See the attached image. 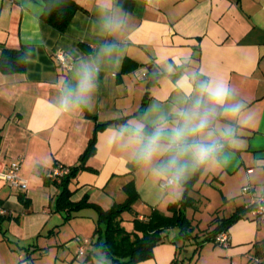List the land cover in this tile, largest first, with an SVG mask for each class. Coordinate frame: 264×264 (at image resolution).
Returning a JSON list of instances; mask_svg holds the SVG:
<instances>
[{
  "label": "crops",
  "instance_id": "crops-1",
  "mask_svg": "<svg viewBox=\"0 0 264 264\" xmlns=\"http://www.w3.org/2000/svg\"><path fill=\"white\" fill-rule=\"evenodd\" d=\"M76 2L81 9L60 35L40 19L43 0H0V55L2 48L21 50L25 61L23 72L0 71V173L21 159L19 176L27 184L18 190L0 178V206L6 210L0 217V264H107L93 236L96 212L85 208L66 218L68 213L54 209L60 189L45 182L55 164H77L96 123L105 122L85 161L88 169L70 184L73 202L87 195L107 210L126 200L124 187L131 182L137 198L121 223L131 231L135 216L167 213L169 204L181 201L184 184L200 165L187 193L192 204L200 211L209 198L204 188L217 191L220 200L206 226L196 224L195 232L211 229L216 216L243 211L228 229L227 247L207 242L193 255L190 243L183 245L172 230L151 259L137 264H170L177 257L189 264H264L255 255L264 248V220L245 208L264 186V0H134L131 11L116 0ZM106 45L115 47L105 51ZM58 52L70 70L57 67ZM88 66L98 71L87 106L65 107L67 90L76 89ZM203 83L228 84L234 94L229 103H242L240 112L213 106ZM181 113L194 120L210 113L209 128L188 142L219 141L223 148L194 166L190 153L179 155L190 167L177 187L158 171L177 155L167 134L150 161L140 150L157 127L170 134L183 124ZM226 128L232 130L227 140ZM243 186L253 191L243 194ZM194 216H188L192 225ZM85 239L89 244L80 255Z\"/></svg>",
  "mask_w": 264,
  "mask_h": 264
},
{
  "label": "trees",
  "instance_id": "trees-1",
  "mask_svg": "<svg viewBox=\"0 0 264 264\" xmlns=\"http://www.w3.org/2000/svg\"><path fill=\"white\" fill-rule=\"evenodd\" d=\"M116 4L126 11H131L134 0H116ZM79 9H81V6L76 0H43V11L40 19L60 35H63L74 14ZM57 67L63 69L59 64H57ZM24 69L25 61L21 50L2 48L0 55V71L2 73L23 72ZM144 105L143 102L137 114L143 112ZM108 125L109 122L96 123L92 136L88 141V146L80 156L78 163L73 166L62 165L68 169V172L61 176L59 181H52L45 177L47 184L55 185L60 189L54 204L55 211L68 213L66 218L69 217L70 213L85 208H91L96 212L97 221L93 236L96 237L95 245L98 246L100 253L104 255L107 264H137L151 259L154 248L159 243L167 240L172 230L177 231L175 238H178L183 245L185 242L190 243L193 247L192 253L196 255L205 243H215V238L220 232L228 233V229L243 217V211H237L229 217L216 216L210 221L211 229H204L200 233L195 232V228L186 214L187 208L193 205L187 193L197 181L200 165L194 176L184 184L186 187L184 200L169 204L167 213L153 210L143 219H138L135 216L132 220L133 229L131 231H127L121 225L122 214L132 211L137 198L136 190L131 182L124 187L127 193L126 200L121 204L113 205L107 210L89 202L87 195L81 200L73 202L71 196L75 189L70 188V184L80 171L88 169L85 166V161L95 152L97 133L104 130ZM151 129L153 128H145L144 130L149 131ZM58 165L55 164L54 167ZM179 249H182V247ZM258 249L260 250L255 251V255L260 258L264 257V251H262L264 248L259 247ZM185 260H179L177 257L170 264H189L188 262L185 263ZM190 260L191 257L187 258V261Z\"/></svg>",
  "mask_w": 264,
  "mask_h": 264
},
{
  "label": "clouds",
  "instance_id": "clouds-1",
  "mask_svg": "<svg viewBox=\"0 0 264 264\" xmlns=\"http://www.w3.org/2000/svg\"><path fill=\"white\" fill-rule=\"evenodd\" d=\"M106 27L111 29L113 24L109 21L106 22ZM115 47L114 45H106L105 51H111ZM98 69H94L91 66L85 67L82 71L81 77L77 83L76 89L67 90V94L62 100V104L65 107L84 105L88 104L89 98L93 93L95 88L94 73ZM201 88L206 92L208 100L213 106L222 107L225 113L236 114L239 113L243 107L242 103H229L233 97V92L228 84H217L215 86H210L207 83H203ZM199 106V101L197 102ZM184 123L171 129L170 134L168 130L163 126H159L156 130L147 138V143L140 150V157L145 161H150L156 148L159 145L162 137L167 138L171 142L172 146L175 148L177 155L170 158L166 163L162 164L158 171L164 175H170L169 183L174 184L177 187L180 185V181L188 171L190 165L185 162L181 164L178 160L179 155L191 154L193 159V165L204 163L217 153L221 151V144L219 141L204 142V141H194L192 143L188 142L189 136H197L204 134L209 128L210 123V113H205V115L198 120H194L189 114H180ZM137 132H142V125L137 126L135 129ZM225 140L230 139L232 136V130L229 128L224 129L223 132Z\"/></svg>",
  "mask_w": 264,
  "mask_h": 264
},
{
  "label": "built area",
  "instance_id": "built-area-1",
  "mask_svg": "<svg viewBox=\"0 0 264 264\" xmlns=\"http://www.w3.org/2000/svg\"><path fill=\"white\" fill-rule=\"evenodd\" d=\"M57 64H59L63 69L70 70L71 63L67 61L65 55L62 52H58L55 56ZM145 75V74H144ZM21 159L12 161L5 170L0 173V178L8 184L11 188L18 190H25L27 188L26 181L19 176V170L21 165ZM68 169L61 165L53 167L47 174L46 177L52 181H59V178L66 174ZM169 183V180H168ZM170 184V183H169ZM243 194H250L253 189L250 186L242 187ZM250 213L252 218L256 220H264V186L260 188V193L254 197L245 207ZM6 214V210L0 206V217ZM140 219H143L142 217ZM215 242L221 246L227 247L229 245V235L227 232H220L216 238ZM89 244V240L85 239L80 243L79 254H83L85 245Z\"/></svg>",
  "mask_w": 264,
  "mask_h": 264
},
{
  "label": "rangeland",
  "instance_id": "rangeland-1",
  "mask_svg": "<svg viewBox=\"0 0 264 264\" xmlns=\"http://www.w3.org/2000/svg\"><path fill=\"white\" fill-rule=\"evenodd\" d=\"M204 188V187H203ZM203 193H207V196L209 197L208 199H203L202 204L199 205V210L197 211V207L195 206V204L193 205L194 209H187V213L189 217H193V212L195 214L194 216V220H193V226H196V224L199 223V227L200 228H204L207 224V222L210 220L209 216L211 211H213L215 209V207L218 206L219 204V193H217V191H215L214 189H202ZM182 196V195H181ZM196 231H198V229H195ZM174 234L177 235V231L173 230ZM173 234V233H172ZM217 247L222 248V246L217 245Z\"/></svg>",
  "mask_w": 264,
  "mask_h": 264
},
{
  "label": "water",
  "instance_id": "water-1",
  "mask_svg": "<svg viewBox=\"0 0 264 264\" xmlns=\"http://www.w3.org/2000/svg\"><path fill=\"white\" fill-rule=\"evenodd\" d=\"M154 74H150V76H153ZM226 142V141H225ZM222 148H223V146L221 147V150H222ZM185 195H186V190L185 191H183V193H182V196H181V200H184L185 199ZM184 249V246L182 247V249L181 250H183ZM183 259L184 258H182L181 260L183 261Z\"/></svg>",
  "mask_w": 264,
  "mask_h": 264
}]
</instances>
